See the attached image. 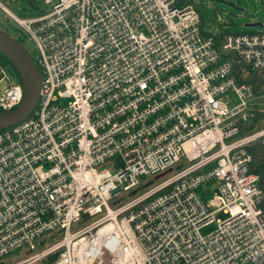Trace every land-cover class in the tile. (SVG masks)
Here are the masks:
<instances>
[{
    "label": "built area",
    "instance_id": "1",
    "mask_svg": "<svg viewBox=\"0 0 264 264\" xmlns=\"http://www.w3.org/2000/svg\"><path fill=\"white\" fill-rule=\"evenodd\" d=\"M11 1L40 87L0 131V264H264V32L215 36L190 0Z\"/></svg>",
    "mask_w": 264,
    "mask_h": 264
},
{
    "label": "rangeland",
    "instance_id": "2",
    "mask_svg": "<svg viewBox=\"0 0 264 264\" xmlns=\"http://www.w3.org/2000/svg\"><path fill=\"white\" fill-rule=\"evenodd\" d=\"M190 1L198 10V14L201 18L204 28L206 30H210V32H212L215 36L243 32H264V10L262 8L260 0H224L235 2L237 8L243 9L242 12L234 11L222 4L216 3L217 0ZM3 2L5 4H8L9 9L15 14L19 16L24 15L22 8H25V4L22 1L14 3L11 0H3ZM249 23H261L263 28H248L244 26L245 24ZM0 29L4 33H6L10 38H13L18 41L22 40V46L27 50L29 55H31L29 45L24 41L23 38L18 36L20 30L12 21L7 22L5 19H3L2 23L0 24ZM8 74L10 75L13 81H16L17 77L15 73L11 70V68L8 69ZM3 87L4 85L0 87V94L3 91ZM225 99L229 106H234L239 103L233 93L228 94ZM254 103L257 104L259 108L264 109V96H261L259 99L255 100ZM109 171L114 173V171L110 169ZM210 187L209 189L199 193L200 198L206 203L213 197V193L215 192V190L213 191L212 189H210ZM215 228L216 225L213 224L201 230V233L203 235H206L214 231ZM45 240L46 238H43L38 242H45ZM28 253L29 251L26 248L16 251L10 257H8V264H12L25 259L26 257H28Z\"/></svg>",
    "mask_w": 264,
    "mask_h": 264
},
{
    "label": "water",
    "instance_id": "3",
    "mask_svg": "<svg viewBox=\"0 0 264 264\" xmlns=\"http://www.w3.org/2000/svg\"><path fill=\"white\" fill-rule=\"evenodd\" d=\"M216 3L222 4L237 12L243 11V9L237 8L233 1L217 0ZM244 26L248 28L263 27L261 23H249ZM0 56L8 61V68L13 69L24 91L22 102L14 110L7 113H0V129H7L24 121L35 109L38 102L40 77L27 50L19 41L10 38L1 29Z\"/></svg>",
    "mask_w": 264,
    "mask_h": 264
},
{
    "label": "trees",
    "instance_id": "4",
    "mask_svg": "<svg viewBox=\"0 0 264 264\" xmlns=\"http://www.w3.org/2000/svg\"><path fill=\"white\" fill-rule=\"evenodd\" d=\"M19 43L21 44L20 41H19ZM0 61L4 65L9 66L8 61L4 57L0 56ZM235 68L236 69L238 68L237 65H235ZM12 71H13V69H12ZM16 77H17V75H16ZM249 79H251L250 82L254 83L256 86L258 85V80H256V78L249 77ZM17 80L20 82L18 77H17ZM258 87L256 89V95L260 96L262 93H261V91H260V89ZM261 121H264V109H261V110L256 112V115H255V117L252 120V125H257ZM1 130H3V129H0V131ZM252 154H253V161H254V165L252 167V171L259 175L260 180H261V188L264 189V158H263L262 154L260 153V150L257 147L252 148ZM140 189L141 188H138L131 195L136 194Z\"/></svg>",
    "mask_w": 264,
    "mask_h": 264
},
{
    "label": "flooded vegetation",
    "instance_id": "5",
    "mask_svg": "<svg viewBox=\"0 0 264 264\" xmlns=\"http://www.w3.org/2000/svg\"><path fill=\"white\" fill-rule=\"evenodd\" d=\"M15 40V39H14ZM16 41H18V40H16ZM20 41V40H19ZM22 44V43H21ZM31 57V56H30ZM32 59V58H31Z\"/></svg>",
    "mask_w": 264,
    "mask_h": 264
}]
</instances>
